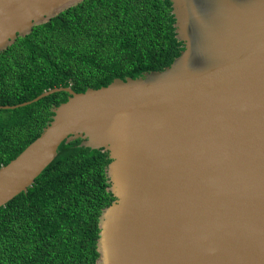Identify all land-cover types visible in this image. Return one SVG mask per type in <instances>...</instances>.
<instances>
[{"label":"water","instance_id":"obj_1","mask_svg":"<svg viewBox=\"0 0 264 264\" xmlns=\"http://www.w3.org/2000/svg\"><path fill=\"white\" fill-rule=\"evenodd\" d=\"M83 0H0V52ZM180 54L162 70L68 93L0 167V207L62 142L108 152L97 264H264V0H170Z\"/></svg>","mask_w":264,"mask_h":264},{"label":"trees","instance_id":"obj_2","mask_svg":"<svg viewBox=\"0 0 264 264\" xmlns=\"http://www.w3.org/2000/svg\"><path fill=\"white\" fill-rule=\"evenodd\" d=\"M170 0H83L0 52V105L162 70L180 54ZM68 93L0 109V167L36 139ZM62 142L33 184L0 207V264H97L108 152Z\"/></svg>","mask_w":264,"mask_h":264}]
</instances>
